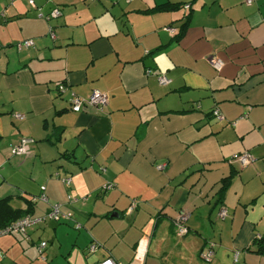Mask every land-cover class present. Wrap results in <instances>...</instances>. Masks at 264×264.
Returning <instances> with one entry per match:
<instances>
[{"label":"crops","instance_id":"crops-1","mask_svg":"<svg viewBox=\"0 0 264 264\" xmlns=\"http://www.w3.org/2000/svg\"><path fill=\"white\" fill-rule=\"evenodd\" d=\"M32 1L0 0V199L24 208L43 186L31 215L59 202L71 218L0 236V264H264V0ZM92 90L101 111H70V92ZM22 137L28 154L12 156Z\"/></svg>","mask_w":264,"mask_h":264},{"label":"built area","instance_id":"built-area-1","mask_svg":"<svg viewBox=\"0 0 264 264\" xmlns=\"http://www.w3.org/2000/svg\"><path fill=\"white\" fill-rule=\"evenodd\" d=\"M253 0H244V2L246 4H250ZM29 4L33 7V1L32 0H28ZM185 8L187 7V5L184 6ZM60 9L57 7L52 8L48 14L44 15L42 13H38L39 17H45V18H55L58 17L60 15ZM169 31L171 33L175 32L174 28H169ZM47 34L49 35V37L51 39H54L55 35L54 32L52 30L51 27H49ZM33 45V40L32 39H25L22 40L18 43H16L15 47L17 49H21L23 48H30ZM210 65L212 66V68L216 71H220L222 66H223V62L220 58L214 56L212 58H210L209 60ZM157 80L158 83L160 85H165L169 82V79L163 75V74H158L157 75ZM57 90L59 92H63L64 91V84L63 83H57L56 85ZM67 101L69 102V109L72 112H80L82 111V109L84 107H93L99 111L102 110L103 106L106 104L107 101V94L104 92H101L99 90H92L91 93L88 95L87 98H81L80 96L70 92ZM212 114L215 118L217 119H222V115L219 113V111L217 109H213L212 110ZM12 116L15 119H23L24 115L22 113H13ZM33 140L31 138H24L22 137L16 144H14L11 148H10V154L12 156H26L29 152V146L30 144H32ZM239 164H241L242 166L247 165L249 163L252 162V157L246 153H239V154H235L233 155V157ZM163 164H158L156 167L158 169L163 168ZM63 183L65 184H69L70 180L69 178H64ZM41 189V193L35 198L38 199L40 201L43 202H47V197L45 196V194L43 193V186L40 187ZM33 200V199H32ZM133 206H131L129 208V210L132 209ZM219 216L223 217L226 215V210L224 208H221L219 210ZM66 217V218H70L71 217V213H62L61 209H60V204L59 203H55V204H48V209L46 211V213L42 216L39 217H30V216H24L20 219L15 220L14 222H12L11 224H9L8 226L1 228L0 229V236L5 235L9 232H13V233H24L29 227L43 222L46 219H58L60 217ZM187 218V214L185 213H180L174 220L173 222V229H174V233L176 235H183L186 233L187 229L184 225V222ZM79 227V224H76V228ZM45 246V242L42 241L38 244L37 248H38V252L41 253L42 249ZM96 247V244L92 242V244H90L88 246V249L90 250V252L94 251ZM201 257L202 259H204L205 261H209L213 255V250L211 248L205 249L201 252ZM93 264H119L117 263L114 259L107 257V258H103Z\"/></svg>","mask_w":264,"mask_h":264},{"label":"trees","instance_id":"trees-1","mask_svg":"<svg viewBox=\"0 0 264 264\" xmlns=\"http://www.w3.org/2000/svg\"><path fill=\"white\" fill-rule=\"evenodd\" d=\"M185 5H187V7L186 8H188V4H184L183 6H185ZM179 7V4H175V3H164V4H161V5H159V6H156V10H162V9H165V10H175V9H177ZM189 20H190V11L184 16V19H183V21H182V23L180 24V26H179V29H178V32L176 33V36H180V35H182L183 34V31H184V29H185V27H186V25L188 24V22H189ZM49 36V35H48ZM81 112V111H80ZM74 113H78V112H74ZM62 155L63 156H65V155H67V154H65V153H62ZM58 174L57 173H55V176H57ZM61 181H63V179L64 178H69V180H70V183H71V179H70V177L69 176H63V177H59V176H57ZM230 178H231V176H230ZM229 182V180L227 181V183ZM63 183V182H62ZM70 183L69 184H65V183H63L67 188H68V186L70 185ZM220 193H221V189H220ZM37 196H31L30 197V199L28 198H23V201H24V203H25V207L24 208H20V207H13L11 204H10V199H11V197H9V196H6V197H4V198H2V199H0V229L1 228H4V227H6V226H8L9 224H11L12 222H14L15 220H17V219H20V218H22V217H24V216H30V217H35V216H32L31 215V213H32V211H33V205L38 201V199H35ZM33 199V200H32ZM40 201V200H39ZM59 203V202H58ZM60 204V209H61V206H63V203H59ZM47 209H48V207H47ZM38 217V216H37ZM64 218H66V217H64ZM71 218V217H70ZM70 218H66L67 220L68 219H70ZM61 218H58V219H51V220H53V221H55V222H58L59 220H60ZM48 219H46L45 221H47ZM57 220V221H56ZM45 221H43V222H45ZM37 224H43L42 222H40V223H37ZM78 224V223H77ZM73 227L75 228V229H79L80 228V225H79V227H77L76 228V224H74L73 225ZM28 230V229H27ZM27 230L24 232V233H22L23 235H26V233H27ZM9 234H21V233H13V232H9V233H7V234H5V235H9ZM42 242V241H41ZM45 242V246H44V248L42 249V252L41 253H39L38 252V254H40V256H42L43 255V251H44V249H45V247L47 246V242L46 241H44ZM40 243V242H39ZM93 243H95L96 245H97V243L96 242H93ZM90 244H92V242L90 243ZM89 244V245H90ZM88 245V246H89ZM37 246H38V244H37ZM88 246H87V251L88 252H90V250L88 249Z\"/></svg>","mask_w":264,"mask_h":264},{"label":"rangeland","instance_id":"rangeland-1","mask_svg":"<svg viewBox=\"0 0 264 264\" xmlns=\"http://www.w3.org/2000/svg\"><path fill=\"white\" fill-rule=\"evenodd\" d=\"M51 221H53V220L48 219L47 221L42 222V223L44 224V223H46V222H51ZM36 225H39V224H35V225L29 227L28 230H27V232H28L29 230L33 229V227H35ZM17 235H23V234H17ZM23 236H25V235H23ZM40 239H41V238H34V240H35L37 243H36V246L33 247V248H35L36 251H37L36 255H37L38 258H40V257L42 258L43 255L40 256V254H38L37 244H39V242H41V241H46V240H43V239L40 240ZM46 242H47V241H46ZM31 257H32V259H34L33 254L31 255Z\"/></svg>","mask_w":264,"mask_h":264}]
</instances>
